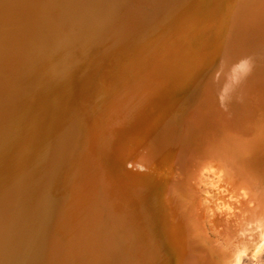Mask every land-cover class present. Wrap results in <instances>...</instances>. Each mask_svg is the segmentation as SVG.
<instances>
[{"label": "bare ground", "instance_id": "obj_1", "mask_svg": "<svg viewBox=\"0 0 264 264\" xmlns=\"http://www.w3.org/2000/svg\"><path fill=\"white\" fill-rule=\"evenodd\" d=\"M219 242L264 246V0H0V264Z\"/></svg>", "mask_w": 264, "mask_h": 264}, {"label": "rangeland", "instance_id": "obj_2", "mask_svg": "<svg viewBox=\"0 0 264 264\" xmlns=\"http://www.w3.org/2000/svg\"><path fill=\"white\" fill-rule=\"evenodd\" d=\"M262 220H263V216H260V219L258 218H255L253 221H251L249 224H248V226L247 227H245V228H242V229H237V230H234L233 232V235H235V236H233V237H231L230 238V240H232L233 241V238H235V237H239L238 239H240V238H242V236H246L247 237V235L249 236V234H252V232H254L255 230H257V228H258V226L260 225V223L262 222ZM255 222H256V224H255ZM258 222V223H257ZM259 224V225H258ZM250 226H252V227H250ZM256 228V229H255ZM254 230V231H253ZM237 231V232H236ZM252 231V232H251ZM246 234H244V233ZM249 233V234H248ZM239 235H241V236H239ZM237 238H235V240H238ZM234 240V241H235ZM216 244H219L220 245V247H221V244H220V242L219 243H216ZM218 245L217 246H215L214 248L212 247V250L214 251V253H216V255H217V261L218 260H220L219 262H218V264H222L221 263V261H223V259L226 257V254H227V247L229 248V247H231V244H226V247L224 248L223 246L220 248ZM226 249V250H225ZM226 251V254H224V252ZM221 252L223 253V254H221ZM220 254V255H219ZM225 255V256H224ZM223 257V258H221V257ZM218 257H220V258H218ZM14 260V261H13ZM16 263V258H15V256H13L12 257V259H11V264H15ZM223 264H226V260H225V262L223 261ZM239 264H264V246L262 247V249L256 254V255H245V256H243L242 258H241V261H240V263Z\"/></svg>", "mask_w": 264, "mask_h": 264}]
</instances>
